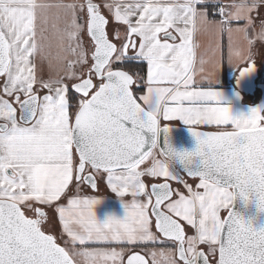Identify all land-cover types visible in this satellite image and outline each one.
I'll use <instances>...</instances> for the list:
<instances>
[{
  "label": "snow or ice",
  "instance_id": "6c2138e0",
  "mask_svg": "<svg viewBox=\"0 0 264 264\" xmlns=\"http://www.w3.org/2000/svg\"><path fill=\"white\" fill-rule=\"evenodd\" d=\"M225 35L254 74L264 0H0V264H264V107L225 106Z\"/></svg>",
  "mask_w": 264,
  "mask_h": 264
},
{
  "label": "crops",
  "instance_id": "0c3cea01",
  "mask_svg": "<svg viewBox=\"0 0 264 264\" xmlns=\"http://www.w3.org/2000/svg\"><path fill=\"white\" fill-rule=\"evenodd\" d=\"M47 2L49 3H57L60 2V0H47ZM64 2H69V0H64ZM230 0H224L223 3L227 4L229 3ZM54 13H56V10L53 9ZM196 40L198 42H200L204 47H207L208 43H209V38L207 36H197ZM222 45H223V64L221 66V69L219 71V84L216 85L217 90L221 91L223 93L224 96V103L225 106H229L232 108L233 110V114L236 116V111L234 108L235 102L238 99L240 101V103L245 99L243 97L244 92H241L237 89L236 87V79L239 75L238 71L236 68L230 66L227 62V55H228V48H227V36L225 35L222 38L221 41ZM254 59L256 61V72H255V78L253 80L254 83V87H255V91L257 89L256 87V83L264 78L263 75V71H264V66H262V62H264V45L257 43L255 49H254ZM223 69L224 71H226V77L224 78L226 81V84H223L222 80V75H223ZM53 75H55L54 71H53ZM262 88H264V85L262 86ZM254 91V92H255ZM251 96V94H248ZM172 126H181V127H185V128H189L187 125L183 124L180 121H176L172 123ZM190 182H193L192 180H189ZM93 195H96L97 198L101 201L96 208L94 209L95 214H96V219L98 220V222L103 223V197H115L116 194L111 192V190L107 187L106 183L101 182L98 185V191L96 193H92ZM126 199L124 200H130L131 197L130 196H126L124 197ZM121 202V201H120Z\"/></svg>",
  "mask_w": 264,
  "mask_h": 264
},
{
  "label": "rangeland",
  "instance_id": "374dc122",
  "mask_svg": "<svg viewBox=\"0 0 264 264\" xmlns=\"http://www.w3.org/2000/svg\"><path fill=\"white\" fill-rule=\"evenodd\" d=\"M52 13L55 14L53 10ZM49 51L51 53V57L53 58L52 61L53 71L54 73H56L61 67V65L58 64L55 59V57L58 54V48L56 47L55 40L52 41V47ZM263 75H264V71H263ZM263 85H264V78L256 83L257 89L253 94H251V96L248 94H244L243 97L245 99L241 103L238 99L236 100L234 108L237 117L249 115L253 108L264 107V88H262ZM120 201L121 199L117 196L103 197V222H106L109 217H113L119 220H123L125 218L126 209L124 207V203ZM75 259H76V264H85V261L82 257L76 256Z\"/></svg>",
  "mask_w": 264,
  "mask_h": 264
},
{
  "label": "water",
  "instance_id": "95a60500",
  "mask_svg": "<svg viewBox=\"0 0 264 264\" xmlns=\"http://www.w3.org/2000/svg\"><path fill=\"white\" fill-rule=\"evenodd\" d=\"M255 78V73L241 79L238 75L236 79V87L239 91L244 92L246 94H253L255 91L253 80ZM170 134H169V143L171 147L177 152H184V151H194L196 148V140L195 137L192 135L190 128H185L181 126H172L170 125ZM163 133L161 134V141H163ZM180 165L177 164V168ZM181 175H185L181 173ZM186 179L191 180L190 178L185 177ZM96 193V192H95ZM236 211H241V206L239 203L235 206ZM249 216L255 217L257 224L264 223V214H259L255 208L251 209L248 212Z\"/></svg>",
  "mask_w": 264,
  "mask_h": 264
},
{
  "label": "trees",
  "instance_id": "16d2710c",
  "mask_svg": "<svg viewBox=\"0 0 264 264\" xmlns=\"http://www.w3.org/2000/svg\"><path fill=\"white\" fill-rule=\"evenodd\" d=\"M225 77H226V71H224V69H223V75H222V78H223L222 82H223V84H226V81L224 79Z\"/></svg>",
  "mask_w": 264,
  "mask_h": 264
},
{
  "label": "flooded vegetation",
  "instance_id": "af4514ba",
  "mask_svg": "<svg viewBox=\"0 0 264 264\" xmlns=\"http://www.w3.org/2000/svg\"><path fill=\"white\" fill-rule=\"evenodd\" d=\"M161 247H164L163 245H161ZM146 259H148L149 260V262H150V260H151V257L149 256V257H146Z\"/></svg>",
  "mask_w": 264,
  "mask_h": 264
}]
</instances>
